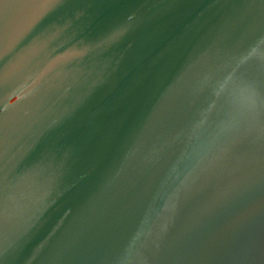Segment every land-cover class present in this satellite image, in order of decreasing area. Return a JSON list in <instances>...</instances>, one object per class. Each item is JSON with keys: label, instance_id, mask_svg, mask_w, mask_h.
I'll use <instances>...</instances> for the list:
<instances>
[{"label": "water", "instance_id": "water-1", "mask_svg": "<svg viewBox=\"0 0 264 264\" xmlns=\"http://www.w3.org/2000/svg\"><path fill=\"white\" fill-rule=\"evenodd\" d=\"M264 0H0V264H264Z\"/></svg>", "mask_w": 264, "mask_h": 264}, {"label": "clouds", "instance_id": "clouds-1", "mask_svg": "<svg viewBox=\"0 0 264 264\" xmlns=\"http://www.w3.org/2000/svg\"><path fill=\"white\" fill-rule=\"evenodd\" d=\"M230 103L236 114L249 124L264 115V92L252 81L238 80L230 86Z\"/></svg>", "mask_w": 264, "mask_h": 264}]
</instances>
